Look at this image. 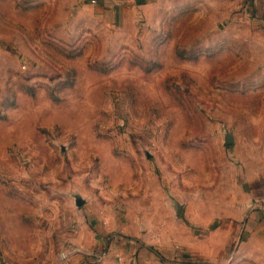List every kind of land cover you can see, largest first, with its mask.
<instances>
[{"label":"rangeland","instance_id":"rangeland-1","mask_svg":"<svg viewBox=\"0 0 264 264\" xmlns=\"http://www.w3.org/2000/svg\"><path fill=\"white\" fill-rule=\"evenodd\" d=\"M114 11L0 0V263L264 264V6Z\"/></svg>","mask_w":264,"mask_h":264},{"label":"crops","instance_id":"crops-1","mask_svg":"<svg viewBox=\"0 0 264 264\" xmlns=\"http://www.w3.org/2000/svg\"><path fill=\"white\" fill-rule=\"evenodd\" d=\"M92 1V0H91ZM97 3L103 4L105 8H112V10H115L114 12L116 14L119 13V11H122V15H124L126 12H128L130 9L134 8H142L146 5H149L151 3H154L159 0H96ZM241 3L248 2L251 5L257 6V4H260L264 6V0H239ZM264 203V195L261 199ZM262 213L264 214V209L262 210ZM83 237L80 238V244L78 245L81 252L85 253L86 255L94 254L93 252H98V255L100 256V259L96 264H117V257H123L126 262L131 260L132 254H133V244L128 243H107L105 238L103 237L102 233L101 235H97L98 240L97 242H93L91 239V233L88 229L83 228L82 229ZM89 234L88 237L85 235ZM107 243V244H106ZM136 249V247H135ZM104 250V253H103ZM141 252V259H144L146 256V252L143 250H140ZM140 257V256H139ZM138 257V261L140 258ZM144 261V260H143ZM129 263V262H128ZM1 264V263H0ZM127 264V263H126Z\"/></svg>","mask_w":264,"mask_h":264},{"label":"water","instance_id":"water-1","mask_svg":"<svg viewBox=\"0 0 264 264\" xmlns=\"http://www.w3.org/2000/svg\"><path fill=\"white\" fill-rule=\"evenodd\" d=\"M229 142H232V140H230ZM84 202L85 201H84V199L82 197H80V196L76 197V203H77L78 206L83 205ZM179 209H180V207H179Z\"/></svg>","mask_w":264,"mask_h":264},{"label":"built area","instance_id":"built-area-1","mask_svg":"<svg viewBox=\"0 0 264 264\" xmlns=\"http://www.w3.org/2000/svg\"><path fill=\"white\" fill-rule=\"evenodd\" d=\"M97 1L96 0H92V3L95 4ZM118 264H123V259L122 257H118Z\"/></svg>","mask_w":264,"mask_h":264}]
</instances>
